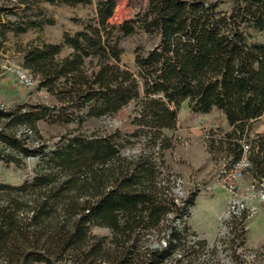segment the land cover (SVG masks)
Instances as JSON below:
<instances>
[{
    "label": "trees",
    "instance_id": "obj_1",
    "mask_svg": "<svg viewBox=\"0 0 264 264\" xmlns=\"http://www.w3.org/2000/svg\"><path fill=\"white\" fill-rule=\"evenodd\" d=\"M93 1L80 29L20 50V66L49 101L0 107V162H35L29 179L0 183V264H199L214 249L187 224L197 194L173 190L165 165L173 144L164 131L176 129L185 101L191 113L219 110L229 126L221 140L227 158L239 160L247 144L245 172L264 191V133L250 136L264 113V0H227L225 10L209 0H127L136 11L117 24L109 20L118 0H12L0 4V35L52 24L43 3ZM137 33L156 42L134 48L130 70L121 55ZM128 105V134L79 131ZM40 121L77 128L49 145ZM133 138L141 147L125 155ZM245 219L244 211L232 215L231 230ZM91 226L110 235L91 234Z\"/></svg>",
    "mask_w": 264,
    "mask_h": 264
},
{
    "label": "rangeland",
    "instance_id": "obj_2",
    "mask_svg": "<svg viewBox=\"0 0 264 264\" xmlns=\"http://www.w3.org/2000/svg\"><path fill=\"white\" fill-rule=\"evenodd\" d=\"M209 1L220 2L219 6L223 10L228 5L227 0ZM1 3L11 6L12 0H0ZM94 5V1L74 7L43 3V14L52 19V24H45L41 30L31 29L18 35L10 31L4 36L0 35V107L10 109L21 103H48L49 98L41 94L36 83L32 87H22L17 83L14 70L21 64L20 50L29 42L59 43L64 31L71 33L80 29V23L93 16ZM135 11L136 8L129 6L127 0H118L109 22L120 23L133 17ZM2 19L13 21L17 16L5 14ZM155 42L154 37H146L141 33L128 38L124 43L121 63L134 70V48L141 46L147 50ZM67 53L68 49H63L60 55ZM131 111L132 105H128L113 116L89 119L79 131L101 134L119 129L128 134L133 130L130 124ZM259 123L261 120L252 123L251 133L259 127ZM37 126L49 145L58 141L62 134L77 128L75 124L61 126L43 121L38 122ZM227 130L229 126L219 110L212 109L207 114L191 113L186 101L183 102L177 112L176 129L164 131L173 144L165 152L166 172L177 196L183 197L190 190L197 194L187 224L199 238L205 239L209 248L214 249L213 255L206 252L201 254L199 264H264V191L252 185V178L246 172L233 193L224 189L218 177L231 161L221 145ZM131 142L130 147L124 150L125 155L137 153L143 140L133 138ZM207 144H210L209 150ZM34 164V160L26 159L24 167L16 168L0 162V183L17 185L29 179ZM242 211L246 218L244 224L231 230L228 223L231 216L239 215ZM241 227L246 229L242 248L238 246L241 242ZM90 232L100 236L110 235L107 228L99 226H91Z\"/></svg>",
    "mask_w": 264,
    "mask_h": 264
},
{
    "label": "built area",
    "instance_id": "obj_3",
    "mask_svg": "<svg viewBox=\"0 0 264 264\" xmlns=\"http://www.w3.org/2000/svg\"><path fill=\"white\" fill-rule=\"evenodd\" d=\"M14 74L17 83L22 87H32L36 83V80L31 76V74L21 66L15 68ZM40 92L46 97L45 92ZM248 167V145L243 143L239 160L230 163L228 166L223 168L218 175L222 182V186L227 192H235L239 181L242 179Z\"/></svg>",
    "mask_w": 264,
    "mask_h": 264
},
{
    "label": "crops",
    "instance_id": "obj_4",
    "mask_svg": "<svg viewBox=\"0 0 264 264\" xmlns=\"http://www.w3.org/2000/svg\"><path fill=\"white\" fill-rule=\"evenodd\" d=\"M261 120V124L259 123V127H257V129H255L253 131L254 134H257V133H264V113L261 117H259L256 121H260ZM255 122V121H254ZM252 132V130H251ZM250 132V133H251ZM253 133H251L250 135H252Z\"/></svg>",
    "mask_w": 264,
    "mask_h": 264
}]
</instances>
